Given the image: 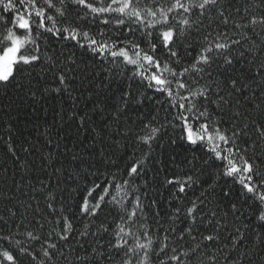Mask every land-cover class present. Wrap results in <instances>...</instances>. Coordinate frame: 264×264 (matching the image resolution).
Instances as JSON below:
<instances>
[{
  "label": "snow or ice",
  "instance_id": "1",
  "mask_svg": "<svg viewBox=\"0 0 264 264\" xmlns=\"http://www.w3.org/2000/svg\"><path fill=\"white\" fill-rule=\"evenodd\" d=\"M261 5L253 13L227 0H0V88L40 69L55 85L44 92L70 94L78 73L95 66L119 87L117 118L146 101L166 113L164 123L142 121L133 143L147 151H133L130 163L73 172L68 199L41 189L39 219L0 215V264H218L221 256L243 264L248 251L232 253L252 220V243L264 244ZM75 50L93 64L78 63ZM166 128L174 145L204 159L165 177L172 199L162 214L148 182L136 181ZM6 146L15 155L11 136Z\"/></svg>",
  "mask_w": 264,
  "mask_h": 264
},
{
  "label": "trees",
  "instance_id": "2",
  "mask_svg": "<svg viewBox=\"0 0 264 264\" xmlns=\"http://www.w3.org/2000/svg\"><path fill=\"white\" fill-rule=\"evenodd\" d=\"M227 3L233 8L248 7L251 12L258 13L256 5L260 0H227ZM60 50L65 56L69 53L63 45L57 49ZM75 51L78 63L83 60L93 64L92 58ZM93 71L97 73L95 78ZM84 76L88 78L84 79ZM102 80L105 83H101ZM20 84L19 87L0 88V215L10 218L9 210L16 212L17 216L11 217L10 223H18L19 218L24 217L25 223L33 216L40 218L46 203L41 189L54 188L58 195L68 199L71 189L76 187L73 172L100 166L115 171L116 165L123 167L130 163L127 157L133 151L138 156L141 151H147L143 146L137 150L133 143L135 132L143 126L142 121L155 115L160 123H164L166 115L163 108L157 112L156 105L146 101L117 118L114 106L119 102V87L116 83L108 86L106 77L95 66L78 73L70 94L44 92L45 87L55 85L46 75L40 74V69L25 74ZM29 88L36 93L35 97ZM81 116L84 117L83 124L79 119ZM128 129L133 131L125 136ZM9 136L16 149L15 155L6 146ZM173 136L170 128L161 131L152 145L144 174L136 181L140 185L148 182V196L158 201L162 214L169 210L168 201L172 199V188L165 184V177L183 175L192 165L200 168L204 159L200 152L193 153L174 145ZM193 156L197 159L192 160ZM189 160H192L191 165ZM113 161L115 164L111 163ZM250 219L251 213H248L244 222L248 223ZM250 227L253 231L248 232V239L232 253V258L247 250L248 255L241 256L243 264H264V244L252 243L256 228L254 220ZM218 264H224L223 256Z\"/></svg>",
  "mask_w": 264,
  "mask_h": 264
}]
</instances>
